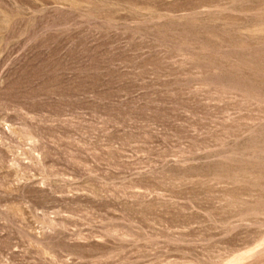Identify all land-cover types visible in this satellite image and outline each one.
<instances>
[{
  "label": "rangeland",
  "instance_id": "rangeland-1",
  "mask_svg": "<svg viewBox=\"0 0 264 264\" xmlns=\"http://www.w3.org/2000/svg\"><path fill=\"white\" fill-rule=\"evenodd\" d=\"M0 264H264V0H0Z\"/></svg>",
  "mask_w": 264,
  "mask_h": 264
}]
</instances>
